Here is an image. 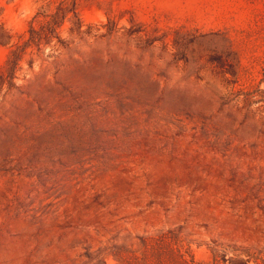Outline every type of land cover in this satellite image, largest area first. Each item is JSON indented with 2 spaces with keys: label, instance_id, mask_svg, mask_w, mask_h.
Returning <instances> with one entry per match:
<instances>
[{
  "label": "rangeland",
  "instance_id": "1",
  "mask_svg": "<svg viewBox=\"0 0 264 264\" xmlns=\"http://www.w3.org/2000/svg\"><path fill=\"white\" fill-rule=\"evenodd\" d=\"M76 1L0 89V264H264V0Z\"/></svg>",
  "mask_w": 264,
  "mask_h": 264
},
{
  "label": "trees",
  "instance_id": "2",
  "mask_svg": "<svg viewBox=\"0 0 264 264\" xmlns=\"http://www.w3.org/2000/svg\"><path fill=\"white\" fill-rule=\"evenodd\" d=\"M2 7L0 6V44L7 43L11 40V34L5 27L3 16H2ZM72 14L75 17V26L74 29L79 31L81 26V21L78 18V3L76 0H61L55 6L54 11L49 7L44 12H37L45 18L44 22H40L38 26L34 25L35 17L29 22L27 29V37L23 39L21 44H15L8 54L6 59V75L3 76V73H0V89L5 80L12 84L10 79L13 76V71L17 67L24 50L27 47H35L37 51H42V45L48 44L55 40V43L64 46L65 41L59 35V28L62 25L65 17L68 14ZM187 252H181L177 250L176 252L171 251V262L170 264H199L194 260V256L189 254L187 257ZM160 264V263H159Z\"/></svg>",
  "mask_w": 264,
  "mask_h": 264
}]
</instances>
